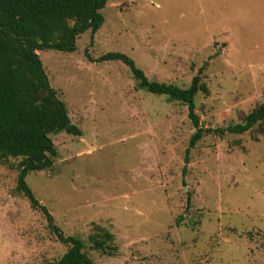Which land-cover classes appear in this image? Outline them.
I'll return each instance as SVG.
<instances>
[{
    "label": "rangeland",
    "instance_id": "obj_1",
    "mask_svg": "<svg viewBox=\"0 0 264 264\" xmlns=\"http://www.w3.org/2000/svg\"><path fill=\"white\" fill-rule=\"evenodd\" d=\"M104 22L73 53L39 51L49 86L80 136L49 135L56 157L17 190L19 159L0 161V264L59 261L75 238L93 264H264V122L243 134H205L184 104L138 87H189L202 129H226L264 103V0H107ZM185 168V170H184ZM114 256L88 248L94 227Z\"/></svg>",
    "mask_w": 264,
    "mask_h": 264
},
{
    "label": "trees",
    "instance_id": "obj_2",
    "mask_svg": "<svg viewBox=\"0 0 264 264\" xmlns=\"http://www.w3.org/2000/svg\"><path fill=\"white\" fill-rule=\"evenodd\" d=\"M107 0H0V161L19 159L17 190L28 199L33 209L44 214L48 227L62 238L53 225L46 208L33 197L25 184L29 172L49 170L57 153L49 135L65 132L80 136V130L70 123L65 105L49 86L37 52L57 51L73 53L75 40L89 31L92 37L102 26L101 10ZM119 61L128 67L138 87L146 92L164 96L184 104L188 119L195 128L185 150L188 154L205 135L222 136L243 134L264 122V103L249 113L243 123L226 129H202L194 114L195 96L207 89L195 76L189 87L149 81L134 62L121 53H107L95 62ZM185 170V168H184ZM88 236V248L103 256H114L112 235L100 227H94ZM70 247L57 262L48 264H93L86 257L85 244L75 238H66Z\"/></svg>",
    "mask_w": 264,
    "mask_h": 264
}]
</instances>
